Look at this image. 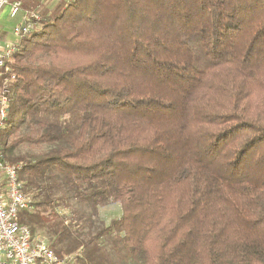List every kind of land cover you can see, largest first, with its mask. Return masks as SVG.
I'll return each mask as SVG.
<instances>
[{
  "label": "trees",
  "instance_id": "trees-1",
  "mask_svg": "<svg viewBox=\"0 0 264 264\" xmlns=\"http://www.w3.org/2000/svg\"><path fill=\"white\" fill-rule=\"evenodd\" d=\"M45 18L15 45L0 133L34 198L20 223L77 264H264V0Z\"/></svg>",
  "mask_w": 264,
  "mask_h": 264
},
{
  "label": "built area",
  "instance_id": "built-area-1",
  "mask_svg": "<svg viewBox=\"0 0 264 264\" xmlns=\"http://www.w3.org/2000/svg\"><path fill=\"white\" fill-rule=\"evenodd\" d=\"M10 0H0V14ZM12 14L21 10V2L12 5ZM37 12H27L23 22L14 28V35L22 38L31 34L39 24ZM16 47L0 45V133L5 128L9 111V83L15 77L12 64ZM22 165L7 163L0 153V264H70L73 256H58L50 245L33 236L31 229L21 224L19 216L34 207L33 195L27 193L19 180Z\"/></svg>",
  "mask_w": 264,
  "mask_h": 264
},
{
  "label": "rangeland",
  "instance_id": "rangeland-1",
  "mask_svg": "<svg viewBox=\"0 0 264 264\" xmlns=\"http://www.w3.org/2000/svg\"><path fill=\"white\" fill-rule=\"evenodd\" d=\"M12 12H13L12 6L7 5L4 8L3 12L0 14V45L6 48L13 47V45L15 46L16 44H18L19 40L21 39L14 35V28L20 23L19 14L20 12H22V10L16 12L15 14H12ZM33 12H36V11H33ZM45 21L47 20L45 19L44 22ZM2 83L3 81L2 79H0V88H1ZM28 150L29 148L27 146H23L18 150V152H25ZM59 211L63 215L67 213V211L64 208H60ZM120 214H121V206L119 204H111V205H107L99 209V214L96 220L98 223L102 222L105 225H109L110 222L113 219L118 218ZM35 237L46 241L48 244L51 243L50 238H49L50 234L47 228L37 233ZM77 254H79V251L72 254V256L75 258ZM59 256L62 257V255H59ZM70 264H77V263L76 261L73 260V263H70Z\"/></svg>",
  "mask_w": 264,
  "mask_h": 264
},
{
  "label": "crops",
  "instance_id": "crops-1",
  "mask_svg": "<svg viewBox=\"0 0 264 264\" xmlns=\"http://www.w3.org/2000/svg\"><path fill=\"white\" fill-rule=\"evenodd\" d=\"M22 3V12H20L19 21L23 22V17L27 12L36 11L43 20L45 17L53 15L61 4L67 0H15ZM20 10V11H21Z\"/></svg>",
  "mask_w": 264,
  "mask_h": 264
}]
</instances>
